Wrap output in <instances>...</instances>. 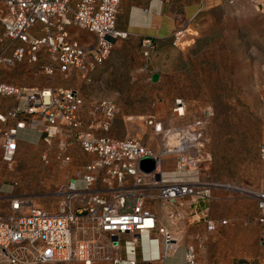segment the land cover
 I'll return each mask as SVG.
<instances>
[{
    "label": "built area",
    "instance_id": "1",
    "mask_svg": "<svg viewBox=\"0 0 264 264\" xmlns=\"http://www.w3.org/2000/svg\"><path fill=\"white\" fill-rule=\"evenodd\" d=\"M118 2L2 0V39L8 55H0V64H37L43 56L46 64L40 68L46 76L58 73L89 81L123 37L115 30ZM73 30L92 39L80 40ZM186 35V26L179 24L170 36V46L177 48ZM139 53L147 68L157 53L153 39L141 38ZM0 97L15 100L11 108L0 113L2 162L13 163L18 131L26 128L42 133L46 144L63 134L83 154L93 156L81 169V190L71 181L61 186L55 212L31 204L22 196L0 195V252L12 264H91L96 260L135 264L134 245L142 235L156 232L164 246L173 242L172 235L157 226L149 210L154 203L177 205L188 201L190 213L196 221H202L206 233H214L226 224L225 220L210 219L204 206L213 187L201 174L209 160L203 133L210 116L208 110L184 122L185 106L176 99L170 118L183 121L179 125L170 119L144 116L138 122L144 130L141 135L113 138L109 134L118 111L112 101L92 103L83 121L79 115L82 100L69 89H24L0 81ZM9 120L13 125L5 127ZM258 156L264 161V142ZM167 165L170 168H165ZM253 197L258 242L264 246V191ZM121 235L130 236L124 242L122 260L115 257ZM184 264H197L191 248L185 251Z\"/></svg>",
    "mask_w": 264,
    "mask_h": 264
},
{
    "label": "rangeland",
    "instance_id": "2",
    "mask_svg": "<svg viewBox=\"0 0 264 264\" xmlns=\"http://www.w3.org/2000/svg\"><path fill=\"white\" fill-rule=\"evenodd\" d=\"M144 1L149 0H127V8L118 6L117 31L129 26V11ZM3 15L0 0V55L5 56ZM194 27L177 48L159 49L147 68L139 53L140 38L125 32L89 85L74 77L46 76L39 64L24 62L0 64V81L26 88L61 86L77 90L87 100L112 101L118 111L109 134L113 138L141 135L138 122L144 116L179 125L208 110L203 133L209 160L201 174L213 187L204 206L210 219L226 224L217 233H206L186 200L163 205L158 223L191 248L202 264H246L254 259L259 233L253 195L264 191V161L258 156L264 142V0H215L195 17ZM73 33L83 34L82 39L87 35ZM154 74L157 79L152 82ZM176 99L185 106L182 122L170 118ZM65 157L68 161L62 160ZM89 161L75 142H40L17 151L12 164L0 156V186L52 213L58 209L61 186L71 181L82 189L80 173ZM176 208L186 214L167 218L166 213Z\"/></svg>",
    "mask_w": 264,
    "mask_h": 264
},
{
    "label": "crops",
    "instance_id": "3",
    "mask_svg": "<svg viewBox=\"0 0 264 264\" xmlns=\"http://www.w3.org/2000/svg\"><path fill=\"white\" fill-rule=\"evenodd\" d=\"M126 1L127 0H119L118 6L120 8L124 6L125 8H127ZM214 2L215 0H149V1H144L143 5H137L136 7H133L131 11H129L128 13L129 26H127L125 29H120V31H117L116 29L115 30L120 34L125 35V32H126L127 34L134 35L136 37H139L140 39L144 37L153 39L155 46H156V51L158 52L159 49L170 46L169 44L170 36L179 24L183 23V25L186 26V32L190 31L191 26H192V31L195 32V29H194L195 28L194 27L195 17L204 9V7L214 4ZM73 31H77V30H73ZM82 36L83 34L80 35V37L78 36L80 40H86V39H89L90 37L92 39V36H89V35H86V38L84 39H82ZM37 64H39V66L46 64V59L43 56H41ZM56 76H60L63 79H67V78L71 79L73 77L78 79L74 75H68L67 77H64L58 73H54V75L49 76V77H56ZM91 77L89 81H83L80 79H78V81L82 83L83 85H89L93 81ZM4 84H8V83H4ZM8 85H11L17 88L38 89V90L39 89H50L54 87H61V86H50V87H45V88H36V87L26 88V87L12 85V84H8ZM61 88H65V87H61ZM65 89H69V90L76 92L78 96L81 98L82 107L80 109L79 115L83 121H86L87 119L86 112L88 111L89 106L92 103L99 101V99L92 100V101L90 99L87 100L85 99V97L81 96V94L77 90L70 89V88H65ZM100 100H103V99H100ZM14 104H15L14 98L0 97V113H5ZM12 125H13V121H10V120L5 123V127H11ZM17 136H18V141H17L16 152L17 151L22 152L23 150H26L29 146H35V145H38L40 142H43L42 140L43 134L33 128H26L24 130L18 131ZM53 139L64 140L65 136L63 134H57L50 141H52ZM87 157L90 159V161L93 159V156L91 157V155H87ZM165 168H170V166L167 165L165 166ZM73 185L75 186V183H73ZM0 195L20 196V195L12 194V192L10 191V188L6 186H0ZM163 205H169V204L160 205L158 203H154L150 205L149 210L155 217L157 226L162 227L167 230V227L165 228L163 224L158 223V214L161 213L162 209H165L163 208ZM174 213L178 217L183 214H186V211L180 210V208H176L175 211L166 213L167 218L169 219L177 218L176 216H174ZM197 226L198 225H196L195 227ZM219 230H222V229L220 228ZM167 231L171 234L169 230ZM129 237L130 236L128 235H121L118 237V242H117L118 251L115 254V257L121 260L125 258L124 242L128 241L130 239ZM141 240L144 241V244H143L144 246H141L140 244ZM168 246L172 248L170 249ZM168 246H164V244L160 240V236L156 232H152L148 236L142 235L140 239L134 245L135 264H184V254L186 251V247L183 246L182 244H179L177 240H174V239H173V242L170 243ZM255 250L256 251H255L254 259L251 261L257 264H264V246H261L259 244L258 235H257V238L255 239ZM196 261H197V264H202L201 262L197 260V257H196ZM0 264H12L7 259L5 254H3L2 252H0ZM42 264H81V263L79 262L64 263V262H58V261L54 262L53 261V262H47V263H42ZM91 264H111V263L107 261H103V260H96L92 262ZM240 264H245V263H240Z\"/></svg>",
    "mask_w": 264,
    "mask_h": 264
},
{
    "label": "water",
    "instance_id": "4",
    "mask_svg": "<svg viewBox=\"0 0 264 264\" xmlns=\"http://www.w3.org/2000/svg\"><path fill=\"white\" fill-rule=\"evenodd\" d=\"M156 79H157V75H156V74H154V75L151 77V81H152V82H155V81H156Z\"/></svg>",
    "mask_w": 264,
    "mask_h": 264
},
{
    "label": "bare ground",
    "instance_id": "5",
    "mask_svg": "<svg viewBox=\"0 0 264 264\" xmlns=\"http://www.w3.org/2000/svg\"><path fill=\"white\" fill-rule=\"evenodd\" d=\"M169 177V176H168Z\"/></svg>",
    "mask_w": 264,
    "mask_h": 264
}]
</instances>
